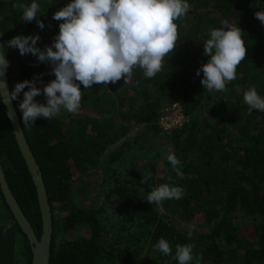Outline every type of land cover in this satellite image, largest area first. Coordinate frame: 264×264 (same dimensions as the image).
I'll return each mask as SVG.
<instances>
[{
    "label": "trees",
    "instance_id": "1",
    "mask_svg": "<svg viewBox=\"0 0 264 264\" xmlns=\"http://www.w3.org/2000/svg\"><path fill=\"white\" fill-rule=\"evenodd\" d=\"M32 2L0 0V37L9 61L10 90L16 83L37 76L44 85L55 79L49 64L7 48V42L17 35L38 34L37 47L43 50L59 33L62 21L52 16L70 0H35L43 30L36 20H23V6ZM187 2L190 8L186 16L175 21L179 35L176 48L164 58L163 68L155 77L146 78L136 67L127 84L122 78L108 86L84 89L81 85V104L95 115L37 118L32 126H24L19 110L23 93L14 101L52 207L50 264H179L174 259L177 244L193 246L191 264H197L196 257H200L199 264H264V112H249L243 100V92L250 86L264 97V25L255 18L257 11L264 10V0ZM225 19L244 31L247 54L237 67V78L226 85L222 96L221 92L204 89L200 82L203 73L197 76L196 72L208 60L203 43L210 38L209 29L222 27ZM18 55L20 59L12 60ZM44 85L37 82V87ZM35 100L46 103L43 94ZM175 102L181 104L189 120L167 133L158 120L161 109ZM138 125L146 131L123 139ZM149 136H153V142L145 145ZM119 141L120 147L106 157V150ZM159 141L173 147L182 175L172 170L169 161L166 174L156 173L155 162L166 149L156 145ZM139 152L148 156L142 166L134 158H141ZM131 157L130 164L124 165L123 161ZM0 159L11 190L40 237L43 219L37 188L2 102ZM103 161L113 169L108 175V188L101 184V192L107 191L110 202L88 207L77 200L74 172L94 170ZM143 177L149 178L141 183ZM164 183L181 187L182 198L164 200L160 205L148 203V193ZM0 205L24 236V264H32L30 241L16 222L1 186ZM159 206L204 226L206 231L189 236L190 232L167 220ZM117 227L119 231L113 233L107 248L105 237ZM70 231L76 233L72 238L66 236ZM161 238L170 244L171 255L154 250ZM119 243L125 247H113Z\"/></svg>",
    "mask_w": 264,
    "mask_h": 264
},
{
    "label": "clouds",
    "instance_id": "2",
    "mask_svg": "<svg viewBox=\"0 0 264 264\" xmlns=\"http://www.w3.org/2000/svg\"><path fill=\"white\" fill-rule=\"evenodd\" d=\"M189 8L187 0H70L52 16L53 20L62 22L50 46L46 45L43 50L37 47L38 34L17 35L7 42V48L18 49L21 56L31 54L38 63L49 64L55 79L44 85L37 76L31 81L16 83L10 91L0 81V89L6 88L9 96L5 103L0 94V102L10 108L11 102L23 93L19 104L23 125L32 126L37 118L50 120L62 109L78 113L83 98L81 85L90 89L93 85L115 84L122 78L127 84L136 67L143 70L146 78H153L162 70L164 58L173 54L179 39L175 21L185 17ZM38 11L39 4L35 0L24 5L23 20H36L43 30L45 25L37 19ZM255 18L264 25V10L257 11ZM221 24L222 27L209 29L210 38L203 43V54L208 60L196 72L197 76L203 73L200 82L209 92H224L226 85L237 78V67L247 54L242 38L244 31L227 19ZM8 67L9 61L0 45V77L6 74ZM37 82L44 86L37 87ZM26 88L28 91H24ZM42 94L46 103L35 100ZM243 100L249 112H264V97L255 86L243 92ZM166 159L172 170L182 175L177 167L180 161L171 150L166 153ZM149 177H143L141 183ZM182 195L181 187L164 183L153 188L146 201L160 205L164 200H179ZM153 247L164 256L172 254L164 238ZM192 252V245L177 244L174 259L179 264H191ZM195 259L199 264L200 257Z\"/></svg>",
    "mask_w": 264,
    "mask_h": 264
},
{
    "label": "water",
    "instance_id": "3",
    "mask_svg": "<svg viewBox=\"0 0 264 264\" xmlns=\"http://www.w3.org/2000/svg\"><path fill=\"white\" fill-rule=\"evenodd\" d=\"M0 45H2L1 37H0ZM0 81H3L6 84L7 89L10 91L8 69L6 74L3 77H0ZM7 89L6 88L0 89V92L3 96V100L5 103H7L9 99ZM6 106H7V114L13 126L17 142L20 146L22 154L26 160L27 166L32 174V178L37 188L39 205L43 219V232L40 237L37 235L32 223L27 218L15 194L11 190L6 180L5 171L0 159L1 190L7 204L9 205L13 213L16 222L18 223L22 231L27 235L30 241L33 252L32 264H50L54 223H53V212L49 200L47 186L40 165L37 162L36 156L32 152L31 146L24 133L20 116L18 115L14 101L11 102L10 108L8 105ZM13 112H14V116H13Z\"/></svg>",
    "mask_w": 264,
    "mask_h": 264
},
{
    "label": "rangeland",
    "instance_id": "4",
    "mask_svg": "<svg viewBox=\"0 0 264 264\" xmlns=\"http://www.w3.org/2000/svg\"><path fill=\"white\" fill-rule=\"evenodd\" d=\"M20 57L21 56L18 55L16 57H14L12 60L15 61V59H20ZM12 64H13V61H12ZM221 95L224 96V94L222 92H221ZM45 101H46V99H45ZM78 113H80V114L91 113L92 115H95V113H93L91 111V109L88 106H85L84 104H81V108H80V111ZM70 115H71V113H68L66 110H63V109L61 110V113L59 114V116H65L66 118H68V116H70ZM145 131L146 130H145L143 125L133 126L131 133L123 139L129 138L130 136H132L136 132L143 133ZM152 142H153V136H149L146 139L145 145H147L148 143H152ZM121 144H122V141H119V142L113 144L112 146H110L108 148V150H106L105 156L107 157L114 150L118 149ZM156 145L160 146V149L166 148L163 151L161 158L157 162H155L157 164V169H156L157 172L156 173L160 174V175L166 174L167 170H168V168L166 166V162L168 161L166 159V153L169 150H171L174 153L173 147L167 143H164L163 141H159ZM138 154L142 155L141 158L136 157V155L134 158L137 159L136 160L137 165L142 166V164L148 160V156L146 154H143V152H139ZM131 160H132V157L130 160H128V159L124 160L123 164L129 165ZM104 165H105V163L103 161V163H101L99 166H97V168H95L94 170H89V171H85V172H81V171L75 169L74 187L76 190L77 200H78V202H81V204H85L88 207L97 208L99 206H102L104 203L107 204L110 202L109 200L106 199L107 191H106V193H104L103 191L101 192V184H103V183L106 184V187L108 188V186L111 184V179L108 177V175L111 173V171H113V169L110 167H107L106 165H105L106 167H104ZM122 167H124V166H122ZM121 171H124V170H121ZM133 175H135V172L133 173ZM107 180H108V182H107ZM4 209H5L4 206L0 205V210H4ZM159 210L161 211V214L167 220H170V221L176 223L179 227H181L182 229H184L187 232L201 233V232L206 231L204 226L195 225L191 222H188V221L180 218L179 216L172 215L163 206H159ZM115 226H116V224H113V227H115ZM113 227H111V228H113ZM118 229H119L118 227H117L116 231H115V229H112L113 232H111L109 235H107L105 237L104 244L107 248H110L108 246H110L109 244L111 243L112 235H113V233L116 234V232L119 231ZM123 233H124V230H122V234ZM75 235H76L75 232L70 231L69 233H67L66 236L69 238H72ZM120 246L125 247V245L122 243H119V245H114L113 247L119 248Z\"/></svg>",
    "mask_w": 264,
    "mask_h": 264
},
{
    "label": "crops",
    "instance_id": "5",
    "mask_svg": "<svg viewBox=\"0 0 264 264\" xmlns=\"http://www.w3.org/2000/svg\"><path fill=\"white\" fill-rule=\"evenodd\" d=\"M25 242L15 221L0 210V264H24Z\"/></svg>",
    "mask_w": 264,
    "mask_h": 264
},
{
    "label": "built area",
    "instance_id": "6",
    "mask_svg": "<svg viewBox=\"0 0 264 264\" xmlns=\"http://www.w3.org/2000/svg\"><path fill=\"white\" fill-rule=\"evenodd\" d=\"M189 120L179 102L168 104L161 109L158 120L159 126L164 132H171L174 129L183 127Z\"/></svg>",
    "mask_w": 264,
    "mask_h": 264
}]
</instances>
